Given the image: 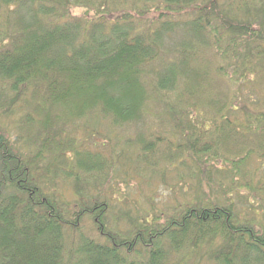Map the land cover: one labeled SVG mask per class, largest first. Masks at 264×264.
<instances>
[{
  "label": "trees",
  "instance_id": "16d2710c",
  "mask_svg": "<svg viewBox=\"0 0 264 264\" xmlns=\"http://www.w3.org/2000/svg\"><path fill=\"white\" fill-rule=\"evenodd\" d=\"M119 4L0 0V264H264V224L213 192L264 158V0ZM88 115L160 125L140 143L205 183L163 223H111L118 151L79 142Z\"/></svg>",
  "mask_w": 264,
  "mask_h": 264
},
{
  "label": "rangeland",
  "instance_id": "374dc122",
  "mask_svg": "<svg viewBox=\"0 0 264 264\" xmlns=\"http://www.w3.org/2000/svg\"><path fill=\"white\" fill-rule=\"evenodd\" d=\"M119 1V5L128 8L135 2L140 3V0ZM72 12L82 15L84 8L74 7ZM171 42L169 40L167 44ZM247 95L251 96V100L258 96L255 90L246 92ZM158 111V108H153L152 113ZM96 117L88 115L82 118L74 126V134L83 146L100 148L108 156L114 150L118 151L114 158L113 170L111 169L112 179L109 185V192L112 191V187L115 189L113 201L115 208L114 213L110 215L111 223H127L128 227V217L138 215L147 217L149 215L150 218L155 215V219L163 223L174 213V209L180 208V203L193 199L192 196L198 192L202 183H205L204 179H190L192 165L182 166L179 162L169 164L161 159L162 153L167 149L164 142L155 139L157 144L154 152L144 148L145 145L140 143L139 138L142 134H145L146 141H149L161 131L160 125L153 124L148 127L150 123L146 125L132 123L124 127H112L106 120ZM149 118L150 122L155 120L156 123L157 119L153 114ZM152 164L154 166H151ZM238 164L241 166L240 171L234 174L230 173V164L228 167L224 165L226 167L223 174L224 184L213 192L220 191V194L228 195L240 218L254 219L256 225L264 224V158L260 153L255 152L246 165L239 162ZM151 168L158 170L151 171ZM231 176L236 179L235 182L231 183ZM251 179L252 188L246 184V181ZM110 196L112 197V194ZM206 248L208 249L209 246L207 245ZM198 251L199 249L195 254ZM181 258V253L176 257L173 256L174 262Z\"/></svg>",
  "mask_w": 264,
  "mask_h": 264
}]
</instances>
